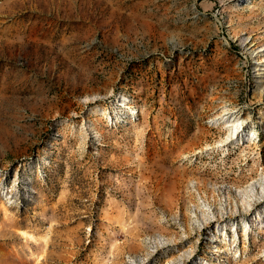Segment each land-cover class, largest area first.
Instances as JSON below:
<instances>
[{"label": "rangeland", "instance_id": "obj_1", "mask_svg": "<svg viewBox=\"0 0 264 264\" xmlns=\"http://www.w3.org/2000/svg\"><path fill=\"white\" fill-rule=\"evenodd\" d=\"M0 264H264V0H0Z\"/></svg>", "mask_w": 264, "mask_h": 264}, {"label": "bare ground", "instance_id": "obj_2", "mask_svg": "<svg viewBox=\"0 0 264 264\" xmlns=\"http://www.w3.org/2000/svg\"><path fill=\"white\" fill-rule=\"evenodd\" d=\"M227 124V123H226ZM232 125V124H231ZM234 125V124H233ZM224 127H226V132L228 133V135L227 136H231V135H233V129H232V127L229 125V124H227V126H224ZM230 138V137H229ZM251 139V138H250ZM252 141V140H251ZM209 224H211V223H209Z\"/></svg>", "mask_w": 264, "mask_h": 264}]
</instances>
